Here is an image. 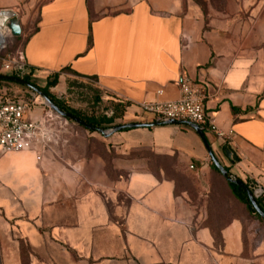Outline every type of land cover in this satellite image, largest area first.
<instances>
[{
    "label": "crops",
    "instance_id": "crops-1",
    "mask_svg": "<svg viewBox=\"0 0 264 264\" xmlns=\"http://www.w3.org/2000/svg\"><path fill=\"white\" fill-rule=\"evenodd\" d=\"M18 4L28 13L20 53L38 85L58 73L57 97L89 86L127 103L123 123L153 122L138 105L179 98L187 76L230 136L205 132L216 158L264 190V0H0V9ZM92 136L101 151L71 139L58 153L0 155V264H264V234L189 125Z\"/></svg>",
    "mask_w": 264,
    "mask_h": 264
},
{
    "label": "built area",
    "instance_id": "built-area-1",
    "mask_svg": "<svg viewBox=\"0 0 264 264\" xmlns=\"http://www.w3.org/2000/svg\"><path fill=\"white\" fill-rule=\"evenodd\" d=\"M15 13L9 9H0V59L2 69L10 75H22L27 65L20 55L2 56L8 38L13 36L11 24ZM180 96L175 100H152L140 103L138 106L144 112L153 113L164 119L190 121L215 132L219 137L229 139V135L221 132L206 108L208 95L204 86L185 76L178 82ZM7 85L0 86V155L21 151L40 153L55 142L58 132L54 126L55 117L52 113L38 116L29 102L15 98ZM157 94H163L159 89ZM262 191L258 188L255 194Z\"/></svg>",
    "mask_w": 264,
    "mask_h": 264
},
{
    "label": "rangeland",
    "instance_id": "rangeland-1",
    "mask_svg": "<svg viewBox=\"0 0 264 264\" xmlns=\"http://www.w3.org/2000/svg\"><path fill=\"white\" fill-rule=\"evenodd\" d=\"M5 9L14 11L15 15L13 17L12 22L15 23H18V19H20L23 15L28 14L27 11L23 9L20 4ZM14 36L17 35H13L8 38L5 51L2 53L3 57L7 55H15V56L20 55L22 49L21 38L20 40L17 41L14 39ZM0 73L5 75H10L9 72H6L2 69L1 59H0ZM7 86L11 88L12 90L11 94L13 95V97L20 98L22 100L29 102V104H31V106L34 109V113L37 107H41L43 109L42 114L37 113L36 115L42 116L47 112L52 113L54 115L55 117L54 126L57 129L58 136L56 137L55 142L51 143L47 147V149L58 153L60 149L66 148V146L69 145L71 139H73L75 143L80 146L83 142V139H85L86 145L88 146L94 145L96 150L101 151L100 142L93 139L92 136V135H100L98 131L92 132L90 129H86L84 126L78 124L73 120H68L61 117L53 110H51L48 106H46L44 99L39 94H37L35 91L30 90L27 86H22L17 83H10ZM80 88L81 89L78 88L77 91L74 89L69 94L63 95L62 100L68 106L76 108L80 110L82 113H97V114L102 113L105 110L104 107V105L106 104L105 100L103 102L98 103L99 101L95 100L96 94L94 92V89L89 88V86L88 87L82 86ZM128 170H130V168H127V171ZM179 176L181 178L184 177L182 174ZM184 178L182 180H184ZM254 222L255 223L253 225L255 232L258 234V236L263 235L264 223L257 219H255Z\"/></svg>",
    "mask_w": 264,
    "mask_h": 264
},
{
    "label": "trees",
    "instance_id": "trees-1",
    "mask_svg": "<svg viewBox=\"0 0 264 264\" xmlns=\"http://www.w3.org/2000/svg\"><path fill=\"white\" fill-rule=\"evenodd\" d=\"M20 38H21V34L14 36V39L17 41L20 40ZM63 70L66 71V69H63ZM2 75H5V74L0 73V76H2ZM13 75L16 76L17 78L22 79L24 81V83H19V82L9 80L6 78H0V86L1 85H8L10 83H17V84H20L22 86L28 87L27 84H30V85L38 88L39 90L43 91L61 109L70 112L71 114H73V115L77 116L78 118H80L81 120H83L85 122V124L93 126L95 128L105 129L108 127H113V126L123 124L122 119H123L124 112L126 110L127 103L115 101L112 99H107V100H105L106 104L104 105L105 110L102 113H99V114H97V113H82L80 110L68 106L62 100V98L57 97L55 94H53L51 92L50 88L55 86L59 80V74L58 73H55V74L49 76L47 78L45 85H43V86L38 85V83L35 81V79H33V70L28 68V67H26L25 72L22 75H17V74H13ZM30 90H32V89H30ZM94 92L96 94L95 100L99 101L98 103L103 102L104 100L101 98L99 91L95 89ZM163 119L164 118L159 117V116L154 118V120H160V121ZM91 131L95 132V130H91ZM225 147L226 146H224V148ZM211 163H212L213 170L225 179V181H226L231 193L233 194V196L236 197V199L246 207L247 212L249 214V217L253 218V219H257V220L264 223V219L259 215V213L256 211V209L252 205L246 190L243 187L236 185L233 182L228 181L220 173V171L215 166L213 161ZM224 167L228 171L229 175L237 177L236 175H233L226 166H224ZM245 184L255 194V190L257 189L256 185L252 181H246ZM255 198H256L258 206L264 212V190H262V192L259 195L255 194ZM214 236L217 239V241L220 240L218 238L219 233L214 232Z\"/></svg>",
    "mask_w": 264,
    "mask_h": 264
},
{
    "label": "water",
    "instance_id": "water-1",
    "mask_svg": "<svg viewBox=\"0 0 264 264\" xmlns=\"http://www.w3.org/2000/svg\"><path fill=\"white\" fill-rule=\"evenodd\" d=\"M11 29H12V32H13L14 35H19L20 32H21L19 25L17 23H15V22H13L11 24ZM0 78H6V79H9V80H13V81L19 82V83H24V81L22 79L17 78L14 75H2V76H0ZM27 85H28V87L30 89H32L37 94H39L44 99L46 106H48L55 113H57L58 115H60L61 117L65 118V119L73 120V121L77 122L78 124L85 126L87 129L98 131L104 137H109L113 133H115L117 131H120V130H123V129H130V128H136V127H151V126H156V125H161V124H183V123L189 125L200 136L201 140L203 141V143L205 145V148L207 149V151H208V153H209V155L211 157V160L213 161L215 166L218 168L220 173L228 181L233 182L236 185H239V186L243 187L246 190L252 205L254 206L256 211L259 213V215L264 219V212L258 206L254 192L252 190H250L249 187L245 184V182L242 181L240 178L229 175V173L226 170V168L219 162V160L216 158L215 154L213 153V150L211 148V144L209 143V141H208V139L206 137L205 130L200 125H198L196 123H193V122H190V121H181V120H174V119L166 118V119H163L161 121L160 120H156V121H153V122L123 123L121 125L108 127V128H105V129L95 128L93 126L85 124V122L83 120H81L77 116L71 114L70 112L61 109L43 91L39 90L38 88H36V87H34V86L30 85V84H27ZM224 152L226 153V155L228 157H230L232 159V161H234L236 159L235 153L231 150V148L229 146H226L224 148Z\"/></svg>",
    "mask_w": 264,
    "mask_h": 264
}]
</instances>
